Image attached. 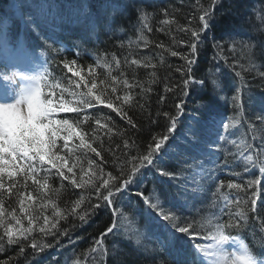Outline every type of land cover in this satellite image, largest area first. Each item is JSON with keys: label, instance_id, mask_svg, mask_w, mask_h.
<instances>
[{"label": "trees", "instance_id": "trees-1", "mask_svg": "<svg viewBox=\"0 0 264 264\" xmlns=\"http://www.w3.org/2000/svg\"><path fill=\"white\" fill-rule=\"evenodd\" d=\"M17 1L20 3V13H28L29 7L22 4L23 0ZM35 1L38 10L40 0ZM54 1L57 5L51 10L53 23L48 22L47 25L41 20L44 13L37 10L32 12L34 19L40 21L36 20V38L31 37L29 41L37 46L41 56L46 59L47 83L59 85L54 89L56 98L62 89H66L63 92L65 100L78 99L74 96L68 98L72 97L71 93L87 92L88 89L80 80L82 76L89 81L88 87L92 83L96 84L94 91L98 94L103 90L109 98L114 95L122 99L125 96L133 98L132 106L125 105L124 110L136 128L101 104L78 113L62 112L60 119L70 120L78 135L68 141V148L62 147L63 139L58 140L55 151L65 156L69 165H76L73 171L85 187L73 188L68 180L62 181L55 175V169L45 165L37 176V179L46 177L41 179L43 187L33 184L31 180L26 188L18 186L26 211L43 209L41 220L46 216L51 221L54 212H63L69 203L81 195L85 198L82 207H87L89 197L96 203V192L86 183L89 176L92 173L99 175V168L104 173L117 175L118 165L130 160L137 149L144 152L147 144L152 142V136L167 132L170 120L163 113L176 118L177 126L182 128L186 112L192 107L190 99L201 96L211 107L210 116H225L235 130L231 135L232 141L226 139L223 144L218 142L212 156L200 154L193 158L185 157L192 168H198L199 165L208 167L203 162L210 161L213 170L209 177L213 178L207 182L203 180L199 188L191 190L196 201L195 208L179 209L182 224L191 223L195 236L206 237L215 231V224L227 223L229 215L233 220H239L236 213L243 209L246 223L241 221L243 226L240 229H225V233L242 236L253 255L264 258V202L260 207L255 205L253 210L252 200L261 193H258V184L248 185L252 180L262 182L255 166L256 159L264 166V0H217L211 9L210 18H206L209 27L200 33V42L194 54H190L189 47L195 42L191 32L202 27L203 22L199 21V16L209 8L212 0H168L163 3L157 0L146 6L136 3L137 7L146 9V15L139 16L133 31L126 30L123 24L118 26L126 31L125 35L116 28L114 18L89 15L87 4L94 0ZM10 5L9 0H0V13L10 12ZM109 25L115 27L114 37H109L106 32L102 37L96 36L103 32L102 27ZM74 29H78L86 38L77 37ZM69 31L74 34V39ZM39 39L41 41L38 43ZM58 46L68 52H59ZM172 51L190 54L189 59L195 61L190 66L191 71H184L188 67L187 62L180 55L172 56ZM81 55L89 58H85L87 61L78 60ZM177 68H181L184 74L177 71ZM76 72L80 75H75ZM185 79L189 80L187 86L184 85ZM77 84L80 86L77 87ZM112 88H116L115 94L111 92ZM46 90L53 89L46 87ZM237 96L239 99H236ZM177 105L182 106V112H178ZM86 116L89 119L85 120ZM100 117L104 119L98 125L96 120ZM105 124L111 131L104 127ZM80 135L84 136L86 144L97 149L100 156L80 145ZM173 136L177 134L173 132L169 142ZM236 137L243 141H236ZM247 156L252 157V163L245 160ZM177 160L174 155L167 153L164 161L169 166H175ZM165 170L174 175L181 173L178 169ZM161 177L160 191L156 189L148 192L143 187L144 194L156 193L162 204L171 205L175 202L173 197L179 194L172 185V177ZM221 182L223 187H219ZM230 183L239 184L241 188H229ZM237 199L239 204L236 203ZM129 200L135 211H129ZM229 201L232 203L221 213L220 209ZM116 207L127 214L130 223L124 222L123 216L117 215L118 225L123 226L118 235L110 234L105 238L106 252L89 251L95 247V239L111 224V212L102 205L86 221H80L74 216L61 220L58 225L60 231L55 236H44L38 231L40 221H34V231L29 240L34 237L41 247L44 244L50 245L42 251L39 248L33 249L30 242H24L23 245L8 244L5 236V240L0 241L3 243L0 264H177L178 261L180 264H189L190 261L199 264L186 234L175 235V238L172 234L166 240L159 239L160 245L157 247L143 233L136 235L143 229L146 206L136 199L133 192ZM177 207L173 211H177ZM4 209L8 213L5 221L13 231L17 228L11 220L13 209L21 218L22 226L29 227L15 195L12 199H4ZM65 230L67 235H62ZM0 235H5L2 227ZM21 246L24 247L23 252L20 251ZM64 256L67 257L66 261Z\"/></svg>", "mask_w": 264, "mask_h": 264}, {"label": "snow or ice", "instance_id": "snow-or-ice-1", "mask_svg": "<svg viewBox=\"0 0 264 264\" xmlns=\"http://www.w3.org/2000/svg\"><path fill=\"white\" fill-rule=\"evenodd\" d=\"M216 2L217 0H212L209 8L205 9L203 14L199 16V21L203 23L198 31L194 30L191 32L192 37L195 38V42L189 45L191 50L190 54L196 53L197 43L200 42V33L209 27L208 19L206 18H210L211 9ZM25 23L38 26L36 20L31 15L26 18ZM216 46L220 47V45ZM190 54L178 53L176 51L171 52L172 56L180 55L187 62L188 67L184 71H191L190 66L195 62L194 59H189ZM25 61H28L31 66L28 71L22 70ZM72 63L74 64L75 61H72ZM0 65L5 69H15L11 72H0V80H3V98L18 97L12 103L0 102V227L3 228L5 234L0 235V241H4L6 236V242L8 244L23 245L24 242H30L33 249L39 248L42 251L43 248H47L50 245L44 244L41 247L34 237L31 241L29 240L31 233L34 231L32 227L34 221H40L38 231L44 236H55L60 231L58 225L61 220H67L69 216H74L80 221H86L91 213L103 205L105 209L111 212V224L95 239V247L89 251L92 253H96L97 250L102 253L106 252L107 249L104 244L105 238L109 234L113 236L118 235L123 226L118 225L117 215L123 216L124 222L130 223L127 214L119 207H116V205L123 203L133 189L135 190L136 199L146 205L144 214L150 224L157 225L161 224V222H168L167 224H161V226L166 231H172L173 238H175V233H183L193 237V240H195V229L193 225L187 222H183L182 224V217L179 214L178 207L177 211H166L158 202H151L149 196L145 195L143 190L144 181L149 171L159 173L160 176L174 177L173 172L166 171L161 166L164 161L160 154L162 152L167 153L164 145L177 126V119L169 117V114L166 112L163 115L170 120V126L167 128V132L152 136V142L147 144L144 152H140L137 149L130 160L118 165L119 171L117 175H112L111 172L104 173L103 169L99 168V175L92 173L89 176V180L86 183L96 192V203H93L89 197L87 207H82L85 198L81 195L79 199L69 203L63 212H54L51 221L46 216L41 220L43 209L33 208L30 212L26 211L23 200L20 199L22 194L18 191V186L26 188L28 181L31 180L33 184L43 187L44 185L41 184V179H46V177L37 179V176L41 170H44L45 165H49L51 169H55V175L59 176L62 181L68 180L73 188L85 187V184L76 178V172L73 171L76 165H69L66 157L60 156L55 151L57 141L60 139L64 141L62 147L68 148V141L78 135L76 128L70 120L54 119V115L57 112L78 113L84 109L92 108L96 104H101L116 112L122 120H126L129 125L136 128L132 118L124 110L125 105L128 107L132 106L133 98L125 96L122 99L119 95H114L112 98H109L104 95L103 90L98 94L94 91L96 84L92 83L91 87H88L89 81L84 80L82 76L80 80L83 81L84 86L88 89L87 92L71 93L72 96L78 97V99L65 100L63 92L66 89H62L61 94L56 98L54 89L58 88L59 85L47 83V69H44L43 72L32 74L31 69L43 67L38 62V57L33 50L26 45H18L16 42L10 40L5 33H0ZM65 67H68V65L65 64ZM176 70L181 71L182 75L184 74L181 68H177ZM69 71H71L70 68ZM75 75L79 76L80 74L76 72ZM237 75L239 74L237 73ZM188 84L189 80L185 79L184 85L187 86ZM79 86L77 84V87ZM45 87L53 90L45 93ZM129 87L131 86L129 85ZM116 91V88L111 89L113 94ZM236 99H239V97L237 96ZM161 100H163V97H161ZM177 110L178 112H182V106L177 105ZM84 119L87 120L89 117L86 116ZM101 119H104V117L96 120L98 125ZM107 119L111 120V117ZM104 127L108 131H111L110 128H107V124ZM219 127L226 130L228 124L222 123ZM190 130L194 137L200 132L204 133L206 147L198 148L201 154L212 156L216 151L217 142L224 139L223 135L216 132L215 122H212L211 125L205 124L199 129L191 128ZM79 140L80 145L90 149L97 156H100L96 148H93L91 144L85 143L83 135L79 136ZM193 143L196 142L193 141ZM125 147H128L127 142H125ZM69 151L71 152V150ZM101 159L103 158L101 157ZM245 160L252 163L251 156L245 157ZM260 173L264 175V166L260 168ZM17 176L20 177L19 180L16 179ZM209 178L213 177L210 176ZM21 180L23 184H21ZM258 183L259 180H252L248 182V185L252 186ZM179 187L183 188L184 186L181 185ZM219 187H223L222 182ZM228 187L239 189L241 185L230 183ZM14 195L19 200L20 211L25 213L29 225L27 228L23 227L21 218L16 215V210L13 209L11 212V220L17 226L16 231H13L9 223L5 221V216L8 213L4 209V199H12ZM161 195L165 194L161 193ZM231 203V201L226 203L224 208L220 209L221 213ZM236 203L239 204V199H237ZM255 204L256 201L252 200L253 210H255ZM127 206L129 211H135L131 200L128 201ZM236 216L240 219L233 220L231 215H229L227 223H217L214 225L215 231L208 237L213 241L211 245L193 243L192 249L194 255L195 253H200L204 258L211 259L213 264H228V260L236 256V253L239 252L242 255L236 257L237 264H264V259H257L249 247L238 236L233 237L225 234V229H240L243 226L241 221L246 223V215L243 209L238 211ZM127 231L128 229L125 228V232ZM61 234L67 235V230ZM139 242V237H137V243ZM230 242L233 244L239 242L240 248L238 250L226 248L225 246ZM2 248L3 243H0V250ZM20 251H24L23 246H21ZM177 264H180V262L178 261ZM189 264H192V262L190 261ZM201 264H203V260H201Z\"/></svg>", "mask_w": 264, "mask_h": 264}, {"label": "bare ground", "instance_id": "bare-ground-1", "mask_svg": "<svg viewBox=\"0 0 264 264\" xmlns=\"http://www.w3.org/2000/svg\"><path fill=\"white\" fill-rule=\"evenodd\" d=\"M150 0H95L93 2L88 3V7H92L95 13H92L93 16L97 18H102L108 16L109 19L115 20V24L117 25L116 28L125 35L126 31L121 30L118 26H121L122 24L125 25L124 27L128 31H133L136 28V25L139 22V16L146 15V9L137 7L135 4L136 3H142V4H148ZM164 2L168 0H158V2ZM171 1V0H170ZM175 1V0H172ZM97 14V15H96ZM103 32L96 34L97 37H102V34L105 32L108 34L109 37H114L116 35L115 27L114 26H107L102 27ZM88 30H91L89 28ZM74 32L76 33L77 37L81 39H85L86 35L82 36L81 32L78 29H74ZM83 32V31H82ZM36 30L31 29L30 35H32L33 39L36 38ZM24 45V42H23ZM29 46L33 50V52L36 54L37 52V46L30 44ZM85 58H89L86 55H81L78 60H83L87 61ZM91 59V58H90ZM68 98H73V96ZM192 98V97H191ZM189 104L192 106L190 107L189 112H186V120L183 122L182 129H183V134L185 135V131H189L188 135L191 136L192 141L193 139L195 140L196 143H190V152L189 155L190 157H197V155H200L201 153L198 151V148L206 147L204 143V133L200 132L198 135L195 137L191 133V128H201L203 125L208 124L211 125L212 122H215L214 116H210L212 110L210 105H208V102L205 100L203 97H193L190 99ZM199 122V123H198ZM182 130L179 131V133ZM216 132H218V129L216 127ZM178 133V134H179ZM215 139V137H213ZM181 142H178V148L177 151H179V147L185 146L181 145ZM143 187L146 189L148 192H154V190L158 189L161 187V178L155 174H152L150 172L147 173V177L144 181ZM259 232V231H257ZM256 232V233H257ZM261 234V233H260ZM226 248L231 246H225Z\"/></svg>", "mask_w": 264, "mask_h": 264}, {"label": "rangeland", "instance_id": "rangeland-1", "mask_svg": "<svg viewBox=\"0 0 264 264\" xmlns=\"http://www.w3.org/2000/svg\"><path fill=\"white\" fill-rule=\"evenodd\" d=\"M154 3L157 1V0H152ZM60 112H58V114H59ZM188 132L189 131H185L184 133H185V135L183 134V130L178 134L179 136L178 137H174V139L172 140L173 142H175V143H178V142H181L182 144L181 145H183V143H185V146H181V147H179V151H181L182 152V155L183 156H187V157H190L189 156V152H190V149H189V147H190V145H189V141H188V139L189 140H192V138H191V136L190 135H188ZM193 141H195L194 139H193ZM167 147H165V149H166ZM177 148H178V145L177 144H175L174 145V147H173V150L174 151H177ZM211 166V165H210ZM189 167L187 166V167H184V169H188ZM208 167H204L203 165H201L200 167H199V170H198V172H197V177L200 175V171H204V172H206V169H207ZM210 239V238H209ZM237 250L240 248V244H237ZM0 253H1V250H0ZM65 257V261L67 260V257L66 256H64ZM41 264H46L45 262H41Z\"/></svg>", "mask_w": 264, "mask_h": 264}, {"label": "clouds", "instance_id": "clouds-1", "mask_svg": "<svg viewBox=\"0 0 264 264\" xmlns=\"http://www.w3.org/2000/svg\"><path fill=\"white\" fill-rule=\"evenodd\" d=\"M242 255V253H236V256L232 257L231 259L228 260V264H237L236 257Z\"/></svg>", "mask_w": 264, "mask_h": 264}]
</instances>
